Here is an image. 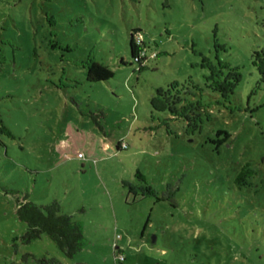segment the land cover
Segmentation results:
<instances>
[{
  "label": "rangeland",
  "instance_id": "1",
  "mask_svg": "<svg viewBox=\"0 0 264 264\" xmlns=\"http://www.w3.org/2000/svg\"><path fill=\"white\" fill-rule=\"evenodd\" d=\"M262 54L264 0H0V264H264ZM53 202L72 257L24 239L18 207Z\"/></svg>",
  "mask_w": 264,
  "mask_h": 264
},
{
  "label": "trees",
  "instance_id": "2",
  "mask_svg": "<svg viewBox=\"0 0 264 264\" xmlns=\"http://www.w3.org/2000/svg\"><path fill=\"white\" fill-rule=\"evenodd\" d=\"M138 33V30H133L130 33L129 48L134 63L139 65L138 70H142L145 67V62L149 58H152L151 55L153 52H149L148 47L143 41L138 42ZM156 56L157 54H155V57ZM253 64L257 67L259 73L263 72V67L261 68V65H258L257 62H253ZM212 66H218L221 71L220 77L222 78V81L226 75L230 73H233L236 77L240 76L238 68L231 67L228 63L223 62L218 58H216V63H214V65L213 63H209L208 66H206L210 71L209 76L207 75L205 77V80L208 83L207 87L212 91L220 93L222 97H224L222 90L218 85L214 84L213 79H210L213 75ZM86 69V80L89 82L106 81L114 76V72L107 65L96 60H88L86 63ZM238 81L239 78L237 81L233 82H236L237 84ZM235 87L236 85L233 86L230 94L234 92ZM196 104L201 106L200 102H196ZM199 111L201 112V110ZM195 126V128H198L196 122ZM187 127H191L188 121ZM193 130L194 129H191V131ZM117 146L118 148L121 147L120 144ZM255 174L256 170L253 168L252 164L246 162L237 170L235 177L233 178V184L238 189L249 187L252 185L251 180ZM44 211L46 213H44ZM17 217L19 220L26 223L27 230L24 235V239L26 240L39 238L42 234H45L69 257H72L83 249L84 238L80 224L73 221L71 216L60 213L59 206L56 202L50 203L48 206H38L33 203H26L18 207Z\"/></svg>",
  "mask_w": 264,
  "mask_h": 264
},
{
  "label": "built area",
  "instance_id": "3",
  "mask_svg": "<svg viewBox=\"0 0 264 264\" xmlns=\"http://www.w3.org/2000/svg\"><path fill=\"white\" fill-rule=\"evenodd\" d=\"M137 40H138V42H140L139 39H138V36H137ZM154 55H155V53H154ZM78 157L82 158L83 156L81 154H79Z\"/></svg>",
  "mask_w": 264,
  "mask_h": 264
}]
</instances>
